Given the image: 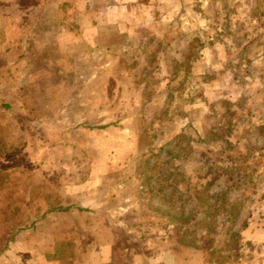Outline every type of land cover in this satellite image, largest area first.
I'll use <instances>...</instances> for the list:
<instances>
[{
  "label": "rangeland",
  "instance_id": "374dc122",
  "mask_svg": "<svg viewBox=\"0 0 264 264\" xmlns=\"http://www.w3.org/2000/svg\"><path fill=\"white\" fill-rule=\"evenodd\" d=\"M56 1L0 0L3 23L51 22L30 30L48 41L34 64L47 73L0 106V264H97L110 241L108 264H264V0H176L175 27L137 23L125 47L109 25L94 52L60 64L55 34L101 22L117 0H95L94 18L79 0L73 28ZM13 28L0 26V67L28 30Z\"/></svg>",
  "mask_w": 264,
  "mask_h": 264
},
{
  "label": "crops",
  "instance_id": "0c3cea01",
  "mask_svg": "<svg viewBox=\"0 0 264 264\" xmlns=\"http://www.w3.org/2000/svg\"><path fill=\"white\" fill-rule=\"evenodd\" d=\"M47 1V0H45ZM52 1V0H51ZM82 2H85V9L87 10V16L89 17L90 10L92 9V16L94 18L95 16V9H97L95 6L96 1L95 0H81ZM56 5L54 8L55 14L60 20L57 23L64 27L68 26L69 28H73L74 25L80 24V14L78 11V2L76 0H57ZM176 0H117L115 6H101L100 8H103L101 22L96 23V19L94 18V21L90 22L88 21L87 29L84 30L82 28L80 32H74L71 30H68L65 32L63 30V33L61 34H55L54 38L56 40L57 51L59 52L58 58L56 57V64H60L63 62L64 53L68 54V51L71 52L72 58H75L76 55L79 57L80 53L83 55L86 54V51L89 53H92L95 51L96 47V41L102 40L105 41L106 37L103 36V31L106 30V27L116 26L117 32H119V41L124 43V46L130 42H137L139 41V34H137V29L135 25L137 23H140L138 27L147 28V30H150L152 27L153 33L156 31H159L160 27L162 28L164 26H173L175 27V21H176ZM45 2L39 3V8L41 10H45L44 6ZM29 8L33 9L34 5L33 2H29ZM47 10V9H46ZM68 10V13H67ZM163 11V12H162ZM133 12L141 13V17L137 19L135 22H131L132 18H135V15H133ZM25 14V13H24ZM49 17V16H48ZM47 14L45 13L44 17L45 19H40L32 15L30 13L29 15H26L23 18H14L9 19L7 23H3L0 21V26L6 27L7 30L14 31V26H19L22 24L23 26L28 27L27 33L23 35H19L13 39V44L10 45L6 53L2 54V56L5 57V54L9 55V58L6 59L5 66L0 67V71H7L4 75L7 76V84H3V81H0V90L5 89L8 91V97L1 96L2 98L0 100V106H5L8 108V110L14 106V104L11 101V98L16 97L18 101H21L25 97L24 94V87H21L20 79L27 78L29 83V90L33 91L36 90L35 81L36 76H41L42 74H46L45 70L47 69H38L34 66V64L37 62L36 59H42L44 64L46 65L47 58L49 57V51H48V41L37 38L35 40H31V36H33V30L30 31L34 26H48ZM132 17V18H131ZM90 18V17H89ZM88 18V20H89ZM53 21V20H51ZM49 22V23H48ZM85 25V24H84ZM129 27H133L130 31H128ZM86 31L84 34L82 32ZM134 32V33H133ZM147 33H149L147 31ZM103 36V37H101ZM170 40V39H167ZM91 42V43H90ZM116 42V41H115ZM114 42V43H115ZM84 43L87 45V49L82 50L79 48V45ZM1 45V44H0ZM34 46V47H33ZM33 47V48H32ZM123 47V48H125ZM60 48V50H58ZM38 50V51H37ZM82 50V51H81ZM36 51V52H35ZM37 53V54H36ZM18 56V57H17ZM1 57V52H0ZM20 58L17 62H13V59ZM27 58H31V60H28ZM23 59V60H22ZM1 75V73H0ZM29 78V79H28ZM5 98L9 101H5ZM58 134V133H57ZM55 134V138L52 137V140H55V144L58 142H62L59 147H56L55 149H52V151L45 153L47 156L51 153H60L63 149H60L64 146L63 142L67 135H64L63 133H59V135ZM10 147V146H9ZM8 147V148H9ZM6 149V160L7 162L15 163V155H12L17 151V148L13 146V148ZM68 148V147H67ZM39 151H43L41 149H37ZM25 151L31 153L32 149H25ZM44 152V151H43ZM39 154V153H38ZM38 154L33 155V158H36V160H41V164L44 165V169H49L52 167L51 162L46 157H42L40 154V157H37ZM50 158V157H49ZM34 160V159H33ZM57 166V164H56ZM9 165L6 167L8 168ZM55 168L56 167H52ZM41 218L45 217L41 213ZM33 247L26 246L25 249H29ZM117 246H115L114 242L110 241L105 243L103 246H95V249H101V251L98 254H95V263L99 264H108L111 263L113 260V250L116 249Z\"/></svg>",
  "mask_w": 264,
  "mask_h": 264
}]
</instances>
